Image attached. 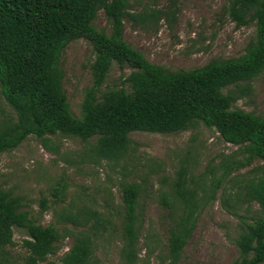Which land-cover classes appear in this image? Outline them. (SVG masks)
<instances>
[{
  "label": "trees",
  "instance_id": "trees-1",
  "mask_svg": "<svg viewBox=\"0 0 264 264\" xmlns=\"http://www.w3.org/2000/svg\"><path fill=\"white\" fill-rule=\"evenodd\" d=\"M140 0H0V86L16 117L0 124V154L17 148L35 135L51 147V135L81 139L83 158L115 163L131 159L137 144L134 131L177 132L204 123L215 128L226 142L238 145L243 159H234L227 170L260 159L263 163L245 184L246 200L257 201L260 213L252 221L241 218L235 238L238 256L231 264L264 262V115L237 107L240 94L264 73V0H228L227 11L238 25L256 24V38L238 57L214 58L189 69H168L152 62L125 38V18L158 21L176 15L174 7L130 11ZM105 11L110 30L94 23ZM85 38L92 43V85L85 90L81 115H76L64 88L61 59L68 44ZM130 68L126 86L97 95L111 67ZM239 88V91L237 90ZM55 148L54 145H52ZM226 172V163H225ZM204 179V177H202ZM187 167L177 172L175 192L179 202L169 230L168 264H177L196 226L206 198L213 197L221 179L213 177L203 195L187 186ZM123 239L128 264L136 257L141 219L142 188L137 181L122 183ZM45 205V204H44ZM46 209V206H43ZM75 223L76 218H70ZM101 219L74 234L72 247L61 264H101L95 254V236ZM14 227L23 228L28 251L25 264H60L49 259L57 251L61 233L53 223L44 225L24 207L23 197L0 185V264H11L9 247L15 244ZM93 230V231H92Z\"/></svg>",
  "mask_w": 264,
  "mask_h": 264
},
{
  "label": "rangeland",
  "instance_id": "rangeland-1",
  "mask_svg": "<svg viewBox=\"0 0 264 264\" xmlns=\"http://www.w3.org/2000/svg\"><path fill=\"white\" fill-rule=\"evenodd\" d=\"M145 5L148 9L174 7L170 0H140L130 11L144 13ZM227 7L228 0H178L176 15L170 20L165 16L158 21L126 17L125 38L152 62L172 70L194 68L214 58L238 57L255 40L256 24L238 25ZM94 23L110 30L103 9ZM94 57L92 43L79 38L68 44L61 59L64 88L76 115H81L85 90L92 85ZM129 72V67L114 63L104 84L96 89L97 95L112 88H128L123 79ZM240 95L237 107L264 115V73ZM9 117L15 118L16 113L0 86V124ZM131 137L137 149L127 162L84 159L86 144L62 135H51V147L30 135L17 148L0 154V185L21 195L31 215L44 225L55 224L61 233L57 251L48 258L61 264L62 255L74 244V234L90 229L99 217L103 226H93V230L98 233L95 254L101 264H128L122 228V183L137 181L142 188L138 204L141 227L132 264H168L169 230L177 215L172 203L180 199L175 181L178 170L185 166L187 186L198 195L204 193L199 184L202 180L206 187L213 177L221 179V184L213 197L205 199L207 203L197 215L177 264H231L238 256L235 238L240 216L252 221L260 213L257 201L246 200L245 184L259 173L263 161L256 159L227 170L234 159H243L238 145L226 142L215 128L204 123L177 132L134 131ZM14 238L15 244L9 247L10 262L25 264V230L14 227Z\"/></svg>",
  "mask_w": 264,
  "mask_h": 264
}]
</instances>
